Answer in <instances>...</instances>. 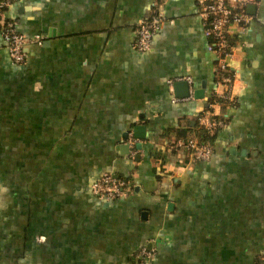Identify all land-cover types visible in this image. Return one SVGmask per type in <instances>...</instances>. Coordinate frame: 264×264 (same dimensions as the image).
Wrapping results in <instances>:
<instances>
[{"label": "crops", "instance_id": "1", "mask_svg": "<svg viewBox=\"0 0 264 264\" xmlns=\"http://www.w3.org/2000/svg\"><path fill=\"white\" fill-rule=\"evenodd\" d=\"M198 3L21 0L5 10L40 44L15 64L0 36V264H133L142 247L148 264L256 263L264 0L245 1L249 22L230 26L234 102L216 107L227 124L214 133L211 158L193 162L170 145L191 137L185 127L216 86ZM157 13L166 21L140 53L136 26ZM182 76L192 79L191 98L186 81L187 96L169 84ZM103 172L127 182L125 197L92 194Z\"/></svg>", "mask_w": 264, "mask_h": 264}, {"label": "built area", "instance_id": "2", "mask_svg": "<svg viewBox=\"0 0 264 264\" xmlns=\"http://www.w3.org/2000/svg\"><path fill=\"white\" fill-rule=\"evenodd\" d=\"M21 0H0V36L9 54L11 61L22 64L26 60L25 48L28 44H40L38 38L27 37L20 33L14 21L5 17V10ZM248 0H199V15L205 27V35L210 39L208 49L215 56L214 76L216 86L211 100L196 117L199 127L213 134L227 124L224 112H218L216 107H228L234 102L235 74L231 71L228 61L233 56L231 25H246L250 16L245 13L244 3ZM252 1V0H251ZM166 19L161 13L153 14L138 22L135 29L133 48L144 53L149 50L151 39L160 30ZM183 80L189 85V98L192 97V79L190 76H182L169 81ZM178 100L175 98L174 101ZM137 142L131 136L127 138V144L131 147L129 155L135 153L134 143ZM175 151H185L191 161H207L213 154V145L209 141H202L196 136L186 139H176L170 145ZM91 192L102 200H116L123 198L129 192V185L123 179L115 177L109 172H103L92 184ZM149 251L145 247L138 250L133 264H148ZM255 264H264V249L259 254Z\"/></svg>", "mask_w": 264, "mask_h": 264}, {"label": "trees", "instance_id": "3", "mask_svg": "<svg viewBox=\"0 0 264 264\" xmlns=\"http://www.w3.org/2000/svg\"><path fill=\"white\" fill-rule=\"evenodd\" d=\"M224 108V105L222 106ZM196 136L197 138H199L202 141H209L211 142L214 138V133L210 134L208 133L205 129H203L202 127H199L196 123V118H195V122L192 124H188L185 127V133L183 134V136Z\"/></svg>", "mask_w": 264, "mask_h": 264}, {"label": "water", "instance_id": "4", "mask_svg": "<svg viewBox=\"0 0 264 264\" xmlns=\"http://www.w3.org/2000/svg\"><path fill=\"white\" fill-rule=\"evenodd\" d=\"M177 87H181V88L183 87L184 88L183 92L181 93V96H187L188 95V86H187V83L185 81L174 82L173 83V91H175V89ZM196 93L197 94H195V95H200L202 92L198 91ZM135 130H137V128ZM136 146H139V144H136Z\"/></svg>", "mask_w": 264, "mask_h": 264}]
</instances>
